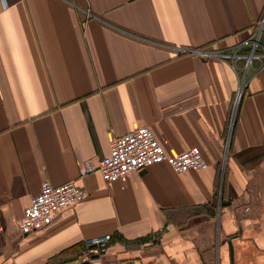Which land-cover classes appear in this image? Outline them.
Segmentation results:
<instances>
[{"label": "crops", "instance_id": "0c3cea01", "mask_svg": "<svg viewBox=\"0 0 264 264\" xmlns=\"http://www.w3.org/2000/svg\"><path fill=\"white\" fill-rule=\"evenodd\" d=\"M263 18L264 0H0V264H79L106 235L92 264H264V69L240 72ZM140 127L207 169L79 176ZM71 181L83 201L22 235L42 184Z\"/></svg>", "mask_w": 264, "mask_h": 264}, {"label": "built area", "instance_id": "2783aa9c", "mask_svg": "<svg viewBox=\"0 0 264 264\" xmlns=\"http://www.w3.org/2000/svg\"><path fill=\"white\" fill-rule=\"evenodd\" d=\"M263 30L264 18L256 26L252 37L242 43V47L248 48V54L243 56L244 71L254 61H258L260 68L264 69V48L260 44ZM212 56L218 59L228 57L223 53ZM239 58L236 54L231 57L234 65ZM240 91L241 85L236 93L230 116L226 147L228 146ZM161 163L168 164L174 172L179 174L188 171L202 172L208 167L199 148H191L177 156H168L154 138L152 131L147 127H140L126 135L115 138L110 145L109 155L104 157L98 166H94L89 161L84 162L79 168V176L84 177L98 172L105 183H112L129 174H139L147 167ZM84 197V191L73 181L57 187L44 182L39 194L31 199L30 204L18 221L20 233L27 235L31 232L46 230L65 209L81 203ZM110 241L111 236L109 235L86 241L79 258V264H92L99 261L100 257L106 253Z\"/></svg>", "mask_w": 264, "mask_h": 264}, {"label": "rangeland", "instance_id": "374dc122", "mask_svg": "<svg viewBox=\"0 0 264 264\" xmlns=\"http://www.w3.org/2000/svg\"><path fill=\"white\" fill-rule=\"evenodd\" d=\"M241 74H244V65L241 67ZM242 78H243V75H242Z\"/></svg>", "mask_w": 264, "mask_h": 264}, {"label": "water", "instance_id": "95a60500", "mask_svg": "<svg viewBox=\"0 0 264 264\" xmlns=\"http://www.w3.org/2000/svg\"><path fill=\"white\" fill-rule=\"evenodd\" d=\"M83 264H89V263H83Z\"/></svg>", "mask_w": 264, "mask_h": 264}]
</instances>
